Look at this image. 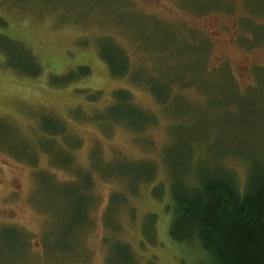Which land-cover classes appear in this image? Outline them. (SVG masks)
<instances>
[{"label": "rangeland", "instance_id": "rangeland-1", "mask_svg": "<svg viewBox=\"0 0 264 264\" xmlns=\"http://www.w3.org/2000/svg\"><path fill=\"white\" fill-rule=\"evenodd\" d=\"M248 156L264 0H0V264H212L173 192Z\"/></svg>", "mask_w": 264, "mask_h": 264}, {"label": "trees", "instance_id": "trees-1", "mask_svg": "<svg viewBox=\"0 0 264 264\" xmlns=\"http://www.w3.org/2000/svg\"><path fill=\"white\" fill-rule=\"evenodd\" d=\"M244 160L243 183L220 169L173 192L170 238L197 242L212 264H264V158Z\"/></svg>", "mask_w": 264, "mask_h": 264}]
</instances>
